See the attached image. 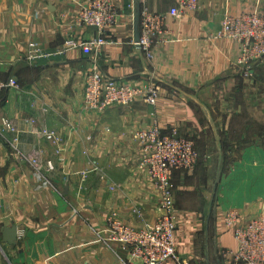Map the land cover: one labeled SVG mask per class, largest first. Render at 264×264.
Segmentation results:
<instances>
[{
	"label": "crops",
	"instance_id": "obj_1",
	"mask_svg": "<svg viewBox=\"0 0 264 264\" xmlns=\"http://www.w3.org/2000/svg\"><path fill=\"white\" fill-rule=\"evenodd\" d=\"M115 1L119 23L86 55L66 44L98 35L76 25L86 0H0V80L19 84L0 89V264H126L129 250L109 240L107 218L116 211L142 228L159 217L137 140L155 121L199 153L193 170L172 179L181 258L226 264L238 243L225 216L236 211L246 224L264 212V59L247 75L239 44L221 36L226 13L263 11L264 0H200L180 19L169 15L178 0ZM145 8L166 15L171 32L149 59L135 44ZM91 69L135 86L156 82L157 105L140 98L87 109ZM13 226L18 239L9 244L3 232Z\"/></svg>",
	"mask_w": 264,
	"mask_h": 264
},
{
	"label": "built area",
	"instance_id": "obj_2",
	"mask_svg": "<svg viewBox=\"0 0 264 264\" xmlns=\"http://www.w3.org/2000/svg\"><path fill=\"white\" fill-rule=\"evenodd\" d=\"M199 6L200 0H178L169 15L180 19ZM120 18L115 0H86L75 19L76 25L95 28L98 35L88 42L71 38L66 42L67 47L81 49L86 55L92 54L107 44L105 32L115 27ZM166 21L164 14L152 13L146 8L141 11L140 38L135 44L141 48L145 58H152L157 43L170 39L171 32ZM221 36L239 44L241 56L238 64L249 75L255 65L264 59V10L242 15L226 13L222 20ZM32 46L35 47V44ZM9 87L18 88L17 80H0V89ZM159 95V85L152 80L146 86H135L107 78L97 69L89 70L85 77L84 105L93 111L102 112L113 106L128 107L140 98L155 106ZM1 123L13 130L8 117L3 118ZM44 134L55 138L54 132L44 131ZM137 140L141 146L139 167L148 173L160 193V214L156 222L135 228L125 224L118 212L112 211L106 224L109 240L129 250L126 264H167L170 261L190 264L181 258L175 245L178 214L172 179L178 170L195 168L199 159L195 143L176 133L164 134L158 121L148 130L138 132ZM138 212L142 215L141 211ZM240 218L236 211L224 218V224L233 232L238 243L236 250L227 251L229 261L226 264H264V212L246 224L241 223Z\"/></svg>",
	"mask_w": 264,
	"mask_h": 264
},
{
	"label": "water",
	"instance_id": "obj_3",
	"mask_svg": "<svg viewBox=\"0 0 264 264\" xmlns=\"http://www.w3.org/2000/svg\"><path fill=\"white\" fill-rule=\"evenodd\" d=\"M136 26H135V41H139L140 38V32H139V13L136 14ZM4 241L8 242L9 244H16L18 239V229L16 226H13L11 228H4L3 232Z\"/></svg>",
	"mask_w": 264,
	"mask_h": 264
}]
</instances>
